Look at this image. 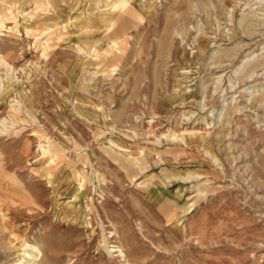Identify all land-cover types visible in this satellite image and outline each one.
<instances>
[{
	"label": "rangeland",
	"instance_id": "obj_1",
	"mask_svg": "<svg viewBox=\"0 0 264 264\" xmlns=\"http://www.w3.org/2000/svg\"><path fill=\"white\" fill-rule=\"evenodd\" d=\"M53 1L0 0V264H264V0H116L107 59Z\"/></svg>",
	"mask_w": 264,
	"mask_h": 264
},
{
	"label": "bare ground",
	"instance_id": "obj_2",
	"mask_svg": "<svg viewBox=\"0 0 264 264\" xmlns=\"http://www.w3.org/2000/svg\"><path fill=\"white\" fill-rule=\"evenodd\" d=\"M73 1V0H72ZM116 0H85V8H86V12H83L84 16L86 17V19L88 20V24L87 25H84V26H80V24H78L77 22H80V20L82 19V16L80 15H72L70 12H66V9L68 7H71V0H60V4L56 3V1H53V13L55 14H52L53 16H50V15H47V16H50V17H53L52 19V22H50V24H52L50 27L48 28H51V27H58L60 25H62L63 29H67L68 27V24L67 23H71L70 24V27H78V28H81L79 30H83L85 32H87L86 34H88V36L86 37L85 41H83V45H84V48H88V47H96L94 48V52L93 54H90L89 51H86V55H90L95 57L96 55H101L103 54L104 55V58L105 55H107V50H105L104 52L102 51V53L100 52L101 50H98V47H103V45L107 42L109 45H111V40L113 39V35L116 34L117 31H115L116 29L114 28L113 30L111 29L114 24H116L117 22L121 23L122 21H128V22H131L126 16L124 17H121L120 20H118V18H116V13L114 11V9L118 6V2H115ZM52 2V1H51ZM122 5L124 4V2L121 3ZM43 15L46 13V8H47V4L44 3L43 5ZM9 9H11L12 11L11 12H14V10L16 11L17 7H16V3H14L13 6H11ZM73 9V8H72ZM71 9V10H72ZM70 10V11H71ZM99 11V10H102L103 13L102 14H99L97 17L95 16V11ZM136 10V9H135ZM140 11V10H139ZM133 10L130 8L129 9V17H132L133 16ZM101 13V12H100ZM135 13V12H134ZM13 14V13H12ZM87 14V16H86ZM141 12H138L136 14V17L139 18L141 15ZM88 15H91L92 17H88ZM94 15V16H93ZM64 16H67L66 19H63ZM43 17V16H42ZM56 20H55V18ZM13 18H16L13 17ZM49 18V17H48ZM46 18H44L42 20L43 23H49L47 22V20H45ZM51 19V18H49ZM16 21V20H15ZM50 21V20H49ZM72 21V22H71ZM75 22V23H73ZM98 23V25L102 28L103 26H107L108 24V27L106 29L107 32H109V30L111 29V31L106 34L103 38H101L99 35L98 32H95V26L92 25L93 23ZM118 23V24H119ZM3 25V20L2 22L0 23V28L2 27ZM35 26V25H34ZM77 28V29H78ZM102 35V34H101ZM114 42V41H113ZM113 45H117V42H114ZM89 49V48H88ZM81 51V50H80ZM91 57V59L93 58ZM8 57L5 56V55H0V66L4 68V70H6L7 72L9 71H13V67L12 65H10L8 63ZM107 59V58H106ZM78 61H82V58L80 57L78 59ZM112 66V65H110ZM112 68V67H111ZM104 71H107L108 73H111V69L109 68H106ZM8 75H10L9 73H7ZM13 74V73H12ZM11 74V75H12ZM11 81H12V84L6 88L5 86H2L0 87V95H1V99H5L6 96H8L10 94V92H15L16 91V80H15V77L14 76H11ZM17 92H15V95L17 96ZM19 98V97H18ZM17 98V100H18ZM24 98V97H23ZM14 109V108H13ZM15 111L18 113V109H15ZM20 119V118H18ZM5 122V121H4ZM2 124V122H1ZM7 126V125H6ZM5 126V127H6ZM8 127V126H7ZM17 128V126L15 127ZM5 129V128H3ZM0 130V133L2 134V132H5L6 130ZM7 129V128H6ZM7 132V131H6ZM175 138V137H174ZM178 139V138H177ZM172 140H175V139H172ZM181 142V140H180ZM42 147V146H41ZM44 150V153H49L51 156L49 158V161L51 164H54V168L49 171L48 173V177H47V183L50 184V185H54L57 181H56V178H55V175H54V171L60 167V174L62 175L60 177V183L58 182L59 185H61L62 188H65L67 189L66 190V193L67 194H70V196L73 198V204L76 206V209L78 208H82L85 207V209H83L84 213H82V216L80 217V219L83 221V223L87 224V225H90L91 224V218L95 217L96 213L99 214V211L98 210H93L92 207H87L86 204L83 203L82 204H79L78 203V199H82L84 200L85 198V195L87 193V190H84L85 189V186L83 183H81L80 181L76 182V184L74 185H71V180L73 181V179L75 178L72 174H69V173H63V163L64 162V159L63 157H61L60 155H56V153L59 151V147L56 145V144H53L52 146L50 145L48 149H45L43 148ZM30 154V153H29ZM68 160V159H67ZM161 185V184H160ZM165 185V184H164ZM55 191V190H54ZM60 191V190H59ZM165 190L161 189V190H155V193H158L160 195L164 194ZM176 199H179V198H176ZM88 209V212L91 214V218H87L86 217V210ZM82 211V212H83ZM186 211L183 212V214L185 213ZM182 218H183V215H182ZM182 218L180 217L179 221L182 220ZM115 250H113L112 252H118L120 253V257L122 258H125V254L122 252L121 248H119L118 245L115 246ZM42 254L41 250L38 248V247H34L33 249V253L32 254H28L27 256H30L32 258H37L38 256H40Z\"/></svg>",
	"mask_w": 264,
	"mask_h": 264
}]
</instances>
